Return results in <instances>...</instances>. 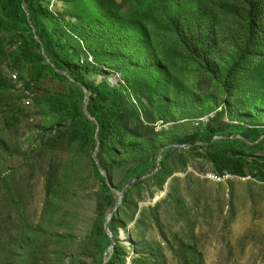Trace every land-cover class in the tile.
Masks as SVG:
<instances>
[{
	"label": "rangeland",
	"instance_id": "1",
	"mask_svg": "<svg viewBox=\"0 0 264 264\" xmlns=\"http://www.w3.org/2000/svg\"><path fill=\"white\" fill-rule=\"evenodd\" d=\"M9 1L0 264H264V36L227 79L246 4Z\"/></svg>",
	"mask_w": 264,
	"mask_h": 264
},
{
	"label": "trees",
	"instance_id": "2",
	"mask_svg": "<svg viewBox=\"0 0 264 264\" xmlns=\"http://www.w3.org/2000/svg\"><path fill=\"white\" fill-rule=\"evenodd\" d=\"M16 1L19 0H10L9 3H15ZM241 2L245 3L247 6V11H246V37H245V43H244V48L242 51V55L239 60L235 61L231 68L229 69L227 79H229L232 74L240 67L241 62L243 59L247 58L248 56L253 54V50L256 49L259 44V39H262V36H264V0H240ZM41 40L44 42L43 38L41 37ZM46 46V44H45ZM51 56V54H49ZM93 94L91 96L92 100V107H91V116L93 117H100V125H99V139L101 142L105 141L108 138L109 134V120H106L104 115H107L109 109H105L104 106V98H100L99 96V103H96V97ZM264 141L262 140L260 143H257V147H261ZM220 153H216L215 156V162L220 160ZM228 163L232 164V161H229ZM227 165V170L235 173V174H240L242 173L239 170H236V168L233 167V165L230 166ZM97 178L102 180V185L104 188H108V185L103 179L99 172H96ZM254 177L255 179H260L258 175H250Z\"/></svg>",
	"mask_w": 264,
	"mask_h": 264
},
{
	"label": "bare ground",
	"instance_id": "3",
	"mask_svg": "<svg viewBox=\"0 0 264 264\" xmlns=\"http://www.w3.org/2000/svg\"><path fill=\"white\" fill-rule=\"evenodd\" d=\"M212 179L217 180V181H221L223 180V175L221 177H215V176H210Z\"/></svg>",
	"mask_w": 264,
	"mask_h": 264
},
{
	"label": "built area",
	"instance_id": "4",
	"mask_svg": "<svg viewBox=\"0 0 264 264\" xmlns=\"http://www.w3.org/2000/svg\"><path fill=\"white\" fill-rule=\"evenodd\" d=\"M230 177H232V175L229 173H226L223 175V179L230 178Z\"/></svg>",
	"mask_w": 264,
	"mask_h": 264
}]
</instances>
